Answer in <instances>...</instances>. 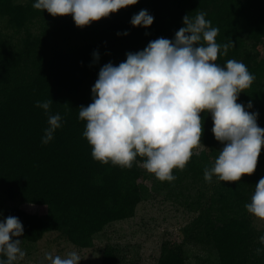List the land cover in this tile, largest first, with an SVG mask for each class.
<instances>
[{
    "label": "trees",
    "instance_id": "obj_1",
    "mask_svg": "<svg viewBox=\"0 0 264 264\" xmlns=\"http://www.w3.org/2000/svg\"><path fill=\"white\" fill-rule=\"evenodd\" d=\"M33 2L0 0V197L16 203L4 218L17 216L24 228L21 236L29 243L57 232L87 249L107 225L135 217L152 191L163 188L198 214L179 230L180 241L162 244L157 264H187L186 245L207 252L196 264H264L259 240L264 230L253 227L259 217L245 208L264 176V146L252 174H242L238 181L215 175L206 181L204 169L212 166L222 144L212 132L211 114L201 112L203 150L197 153L194 147L184 168L172 170L174 181L159 179L150 186L151 176L139 167L143 157L130 168L94 159L82 135L86 121L78 116V107L91 102V87L103 64H118L127 52L142 50L157 37L173 38L185 14L204 11L219 29L216 41H233L216 62L237 59L255 74L238 102L251 100L253 107L247 110L258 112L257 123L264 128V0H137L83 27L71 14L53 16L33 8ZM141 9L154 17L147 28L130 23ZM94 50L99 53L95 62ZM51 99L49 112H59L63 122L42 143L48 115L36 101ZM207 184L213 190L206 204L201 188L191 198L193 187ZM19 203L38 205L40 212H27ZM101 264H122L118 249L107 246Z\"/></svg>",
    "mask_w": 264,
    "mask_h": 264
},
{
    "label": "clouds",
    "instance_id": "obj_2",
    "mask_svg": "<svg viewBox=\"0 0 264 264\" xmlns=\"http://www.w3.org/2000/svg\"><path fill=\"white\" fill-rule=\"evenodd\" d=\"M137 0H34L32 7L47 10L53 16L71 14L77 26L89 25ZM154 17L147 9L133 14V26H147ZM169 39L157 37L142 50L129 51L126 59L100 67L91 87L92 99L78 107V116L86 121L82 135L92 146L91 154L102 163L130 168L143 157V167L161 181L176 179L172 170L183 169L202 144L203 118L211 114L212 132L222 147L211 167H205L204 179L215 175L221 181H238L242 174H252L257 167L264 128L257 123L258 112L238 102V95L248 88L255 74L240 60L217 63L233 41L218 43L219 29L206 19V12L188 13ZM120 35V33H117ZM127 35V31L123 33ZM94 62L98 51H93ZM51 100L36 101L48 115V127L41 137L48 143L62 126L59 112H49ZM245 208L264 218V176L255 184ZM24 232L17 216L0 219V264H14L26 252L19 239ZM264 244V235L259 237ZM261 249H257L259 253ZM77 251L66 256L47 252L41 264H78Z\"/></svg>",
    "mask_w": 264,
    "mask_h": 264
},
{
    "label": "rangeland",
    "instance_id": "obj_3",
    "mask_svg": "<svg viewBox=\"0 0 264 264\" xmlns=\"http://www.w3.org/2000/svg\"><path fill=\"white\" fill-rule=\"evenodd\" d=\"M261 55L264 56V51ZM194 150L200 153L203 146L198 145ZM139 167L151 176V180L148 181L150 186L155 180H159L153 173L148 172L143 164ZM199 188L205 192L203 202L206 204L212 195V186L207 184L202 187H193L190 190L191 198H196V195L200 193ZM167 193L168 190L163 188L158 191L153 190L152 197L138 206L135 217L107 225L101 233L95 236L93 246L87 249L75 246L57 232L46 234L36 243H29L20 236L18 238L22 240L21 247L26 255L18 259V264H41L47 252L52 253L53 256L63 257L70 251H77L82 258L78 264H101L107 246L118 249L122 264H157L162 244L180 241L179 230L198 214L181 204L182 197L176 200L168 197ZM174 194L176 196L179 192ZM14 205L16 203L7 202L0 197V219H3L6 210ZM17 205L30 213L40 212L38 205L30 203ZM253 227L259 231L264 230V218H257ZM185 250L189 255L187 264H196L199 258L206 259L208 256L207 252L193 245H186Z\"/></svg>",
    "mask_w": 264,
    "mask_h": 264
}]
</instances>
